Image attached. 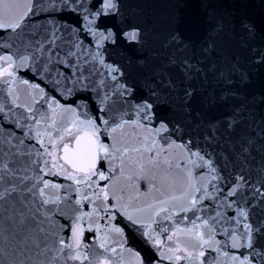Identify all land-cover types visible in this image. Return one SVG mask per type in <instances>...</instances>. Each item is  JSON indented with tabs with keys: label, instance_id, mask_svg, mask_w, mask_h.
I'll use <instances>...</instances> for the list:
<instances>
[{
	"label": "snow or ice",
	"instance_id": "obj_1",
	"mask_svg": "<svg viewBox=\"0 0 264 264\" xmlns=\"http://www.w3.org/2000/svg\"><path fill=\"white\" fill-rule=\"evenodd\" d=\"M121 6L0 0V264H123L128 225L160 252L156 264H264V144L240 135L234 114L193 111V80L234 74L236 57L215 42L223 26L201 60L170 58L138 80L111 60L109 45L145 42L137 26L107 27L123 22ZM252 56L264 65V49Z\"/></svg>",
	"mask_w": 264,
	"mask_h": 264
},
{
	"label": "water",
	"instance_id": "obj_2",
	"mask_svg": "<svg viewBox=\"0 0 264 264\" xmlns=\"http://www.w3.org/2000/svg\"><path fill=\"white\" fill-rule=\"evenodd\" d=\"M121 5L123 22L108 21L107 27L116 31L137 26L142 29L145 42L142 49L129 47L126 43L119 47L109 45L111 60L124 63L130 76L138 80H142L144 74L149 73L153 67L166 66L170 58H174L177 63L185 58L193 63L201 60L200 50L207 42L208 35L217 25H222L223 31L215 42L219 50L236 57L234 74L229 82L215 76H198L193 80L192 84L198 90L193 101V111L203 112L209 119L234 114L242 121L239 134L256 138L257 145L264 144V140L259 139V135L264 134V65L253 63L252 56L254 49H264V0H121ZM66 19L74 24L78 23L73 16ZM241 21L255 25L254 37H249L241 28ZM173 33H178L184 43L169 44V37ZM88 39L90 37H86V42ZM138 58H146L143 68L137 65ZM170 72L172 78L180 84L183 77L179 71L172 68ZM21 74L31 79L30 74L23 71ZM35 82L44 86L43 81ZM47 87L51 95H57L52 91L50 82ZM213 100L214 106L207 108L206 102L211 103ZM176 118L187 125L193 136L202 135L203 125L201 131L197 132L195 122L189 123L180 114ZM253 155L257 161L261 159L255 148ZM255 163L256 161L253 162ZM52 179L67 183L62 177ZM116 223L124 227L126 222L120 219ZM101 224L104 222L101 221ZM125 233L126 247L131 252L123 253V264H136L134 253L137 252L144 264H156L160 252L151 242L131 225L125 227ZM90 235L92 234L86 233V239ZM164 264L168 262L164 261Z\"/></svg>",
	"mask_w": 264,
	"mask_h": 264
}]
</instances>
